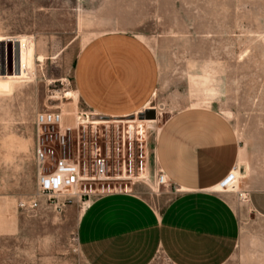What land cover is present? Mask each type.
<instances>
[{
	"label": "rangeland",
	"instance_id": "rangeland-1",
	"mask_svg": "<svg viewBox=\"0 0 264 264\" xmlns=\"http://www.w3.org/2000/svg\"><path fill=\"white\" fill-rule=\"evenodd\" d=\"M109 32L138 35L154 52L156 119L97 117V130L87 127L80 138L73 132L66 150L47 142L56 155L66 152L77 162L80 144V161L93 165L90 151L96 145L109 176L116 178L104 183L106 193H135L157 205L170 185L158 186L153 154L162 124L185 108H211L228 118L237 134L242 181L264 189V0H0V38L30 40L26 67L32 72L17 80L0 73V264H87L77 231L88 201L62 210L45 200L33 211L19 204L36 194V115L61 110L71 123L73 116L89 113L72 77L77 34L86 42ZM1 44L5 71L11 43ZM69 92L74 98H67ZM244 201L238 207L240 239L229 264H264V219ZM152 264L169 262L158 255Z\"/></svg>",
	"mask_w": 264,
	"mask_h": 264
},
{
	"label": "crops",
	"instance_id": "crops-1",
	"mask_svg": "<svg viewBox=\"0 0 264 264\" xmlns=\"http://www.w3.org/2000/svg\"><path fill=\"white\" fill-rule=\"evenodd\" d=\"M73 83L84 109L102 119H126L153 108L158 63L140 36L109 32L82 42ZM157 170L169 181L157 205L135 193L96 196L78 225V246L87 264H229L241 227L240 195L264 219V189L242 181L243 157L232 123L204 107L166 118L154 144ZM238 171L237 189L220 192Z\"/></svg>",
	"mask_w": 264,
	"mask_h": 264
},
{
	"label": "built area",
	"instance_id": "built-area-1",
	"mask_svg": "<svg viewBox=\"0 0 264 264\" xmlns=\"http://www.w3.org/2000/svg\"><path fill=\"white\" fill-rule=\"evenodd\" d=\"M64 117L61 110L41 112L35 117L36 194L30 200L20 202L21 210H37L42 200H45V203L55 210H62L75 201H88L89 204L90 200L96 196L119 193L110 190L106 193L104 183L114 181L116 178L109 176V164L105 158L99 155L96 145L90 151V156L94 159L93 165H90L86 161H80L82 155L80 144L78 145L77 162L67 158L66 152L61 156L56 155L54 149L47 144V142L54 143L55 141L60 148L66 150L73 132H77L80 138L81 130L85 133L87 127H93L95 130L99 127L85 124L88 119L98 120V116L93 113L75 115L71 118V123H68ZM123 141L125 146V136ZM48 162H50V167H47ZM168 183L166 176L160 173L157 180L158 186H165ZM99 185H102V188L98 187ZM236 189L237 187L231 185L230 182L221 186V192L236 191ZM240 198L246 200L243 195H240Z\"/></svg>",
	"mask_w": 264,
	"mask_h": 264
},
{
	"label": "bare ground",
	"instance_id": "bare-ground-1",
	"mask_svg": "<svg viewBox=\"0 0 264 264\" xmlns=\"http://www.w3.org/2000/svg\"><path fill=\"white\" fill-rule=\"evenodd\" d=\"M29 42H30V40L27 37H24V36L23 37H19V38H13V39L11 38V40L0 38V44L1 43H11L10 45H12L14 47V49H16V47L18 48V66H19L18 73L15 72L14 74L9 75L10 77L7 75V77L17 80V79H25L26 77L29 78L30 76H32V72H29L28 71L29 69H27L28 67H26V50H27V43H29ZM67 98H74V94L72 92H69L67 94ZM64 115H66V118H67V116H68L67 113H64ZM100 122L94 121V120L92 121L91 119H89L88 122H85V124H91V125H95L96 126V125L100 124ZM104 123H107V122H104ZM120 123H121V121H120ZM136 123H148V122H146V121H144V122L137 121ZM239 176H240V174L236 170L232 174V176H231V178H230V180L228 182H230L231 185H234V186L237 187V185H238L237 184V180H238ZM218 190L221 192V187ZM233 191H230V192H233Z\"/></svg>",
	"mask_w": 264,
	"mask_h": 264
},
{
	"label": "water",
	"instance_id": "water-1",
	"mask_svg": "<svg viewBox=\"0 0 264 264\" xmlns=\"http://www.w3.org/2000/svg\"><path fill=\"white\" fill-rule=\"evenodd\" d=\"M3 57H4V46L0 44V73L2 76L5 75H12L15 72L18 73L19 66H18V48L14 49L12 45L7 46V53L5 49V63L6 69L3 70ZM140 119L146 120H155L156 119V112L155 110H146L144 113L139 115Z\"/></svg>",
	"mask_w": 264,
	"mask_h": 264
}]
</instances>
